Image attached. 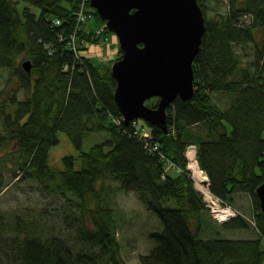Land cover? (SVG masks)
I'll list each match as a JSON object with an SVG mask.
<instances>
[{"label":"trees","instance_id":"obj_1","mask_svg":"<svg viewBox=\"0 0 264 264\" xmlns=\"http://www.w3.org/2000/svg\"><path fill=\"white\" fill-rule=\"evenodd\" d=\"M26 1L38 11L26 5L22 18L15 0H0V77L6 80L0 90V148H10L7 161L17 162L16 176L35 179L77 210V243L22 237L19 230L5 240L0 223V264H126L116 202L119 191L131 189L162 223L150 234L157 243L140 254V264H264V211L257 194L264 181V0H216L218 6L199 0L207 29L194 60L195 95L178 96L169 105L167 132L148 121L141 124L159 142L154 152L133 123L115 121L121 112L111 65L122 49L103 63L80 51L79 42H99L109 28L98 34L97 28L82 27L75 50L69 39L80 0ZM94 13L99 27L105 25ZM245 14L250 18L242 27L238 21ZM237 45H251L253 59L244 58ZM25 59L32 61L30 72ZM214 92L231 97L227 107ZM60 131L79 150L64 155L63 166L49 162ZM93 133L102 139L84 149ZM192 144L216 195L233 204L238 192L251 195L260 234L220 235L222 228H247L250 222L243 214L222 222L213 217L188 169Z\"/></svg>","mask_w":264,"mask_h":264},{"label":"water","instance_id":"obj_2","mask_svg":"<svg viewBox=\"0 0 264 264\" xmlns=\"http://www.w3.org/2000/svg\"><path fill=\"white\" fill-rule=\"evenodd\" d=\"M119 39L122 55L112 65L115 100L125 123L142 118L165 132L168 107L196 91L194 60L206 32L199 0H91ZM31 71V59L23 61ZM157 97L156 105L147 103ZM257 194L264 211V181Z\"/></svg>","mask_w":264,"mask_h":264},{"label":"rangeland","instance_id":"obj_3","mask_svg":"<svg viewBox=\"0 0 264 264\" xmlns=\"http://www.w3.org/2000/svg\"><path fill=\"white\" fill-rule=\"evenodd\" d=\"M17 9L23 18V9L26 5L38 11V8L26 0H15ZM214 3L218 6L217 1ZM94 10V6L90 5ZM222 10L227 9V5L220 6ZM216 9H211L213 15ZM249 16L243 15L238 21L244 27L249 22ZM83 27L99 28V21L96 14L83 22ZM108 39L104 42L80 43L81 53L93 59L96 63L111 61L119 54L120 44L117 34L108 29ZM237 49L243 53L244 58L253 59L254 50L251 45L242 48L237 45ZM2 70V69H0ZM5 72V71H3ZM6 85V80L0 77V90ZM19 95H22L20 92ZM154 98V97H153ZM214 98L221 106L227 107L230 96L221 92H214ZM144 119L138 118V123H144ZM60 140L53 145L50 150L49 162L53 165L63 166V156L66 154H78L79 150L63 131L59 133ZM102 139L101 133H93L85 138L84 149H89L96 141ZM10 148H0V223L5 240L14 237L16 232L21 231V236L40 235L43 238L57 236L63 244L71 242L76 244L75 228L78 223L79 213L65 202L59 195L47 192L40 187V184L32 178L15 175L19 166L17 162L7 161V152ZM21 176V177H20ZM236 202L233 204L244 216L249 219L250 225L247 228H220V235L228 237H255L260 234V230L255 221V207L252 204L251 195L240 191L235 195ZM117 207L123 215L122 228L119 237L122 245V255L126 264H140V254L148 253L157 243L150 234L162 227L159 215L147 209L145 203L140 198L136 190L119 191L117 195ZM210 208V207H209ZM211 211V208H210ZM212 213V211H211ZM217 221L221 220L212 213Z\"/></svg>","mask_w":264,"mask_h":264},{"label":"built area","instance_id":"obj_4","mask_svg":"<svg viewBox=\"0 0 264 264\" xmlns=\"http://www.w3.org/2000/svg\"><path fill=\"white\" fill-rule=\"evenodd\" d=\"M90 5H91V0H80L79 7L76 11L77 27L71 33L70 39H69V43H70L71 47L75 50H76L77 38H78L77 37V31L83 27L82 24L84 21L89 20L94 15V10L90 7ZM54 21H55V23L61 22L60 18H58V17H55ZM105 27H107L106 24L99 27L97 29V33L98 34L103 33ZM107 39H108V35H105V37L103 39H100L99 42L104 43ZM70 66H71L70 63H65L64 69L65 70L69 69ZM115 121H117L118 123L125 122L122 115L120 117H116ZM131 123H133V125L135 126L134 132L136 134H138L141 138H143L144 143H145V147L147 149H149V151L154 152V151L159 150V142L153 140V136L151 134V131L146 126L139 124L138 119H133L131 121ZM190 152H193L195 154V159L198 161V159H197V146L196 145L192 144L187 149L186 154L188 156L189 162L192 159V157L189 156ZM162 156H164V154H162ZM189 162H188V164H189ZM170 163H171V165L174 166L173 162H170ZM188 169L190 170L191 176L195 180L196 186L198 187V189L203 194L204 201L211 208L212 213L216 217H218L221 220H228V219L233 218L235 216H238L239 214L242 213L238 208H236L235 206H233L231 203L224 200L220 196L216 195L211 190L209 177L206 181H199L198 179L195 178L194 172L189 166H188ZM202 171L205 172L203 169H202ZM218 205H220V207L222 208V209H220L221 212L224 210L226 212L225 214H228V216L226 218L222 219L218 215L219 210L215 209Z\"/></svg>","mask_w":264,"mask_h":264},{"label":"bare ground","instance_id":"obj_5","mask_svg":"<svg viewBox=\"0 0 264 264\" xmlns=\"http://www.w3.org/2000/svg\"><path fill=\"white\" fill-rule=\"evenodd\" d=\"M189 156L192 157V159L190 160L188 166L193 170L195 178L199 181H206L209 176L202 171L199 162L195 159V154L193 152H190ZM215 209L219 210L218 215L220 216V218L224 219L228 216V214H225L226 212L224 210L221 212L220 209L222 208L220 207V205H218Z\"/></svg>","mask_w":264,"mask_h":264}]
</instances>
